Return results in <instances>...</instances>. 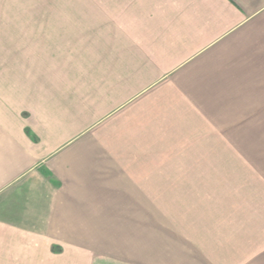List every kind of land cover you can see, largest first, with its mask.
Returning a JSON list of instances; mask_svg holds the SVG:
<instances>
[{
	"label": "crops",
	"instance_id": "1",
	"mask_svg": "<svg viewBox=\"0 0 264 264\" xmlns=\"http://www.w3.org/2000/svg\"><path fill=\"white\" fill-rule=\"evenodd\" d=\"M255 101L264 0H0V264H177L146 240L178 150Z\"/></svg>",
	"mask_w": 264,
	"mask_h": 264
},
{
	"label": "rangeland",
	"instance_id": "2",
	"mask_svg": "<svg viewBox=\"0 0 264 264\" xmlns=\"http://www.w3.org/2000/svg\"><path fill=\"white\" fill-rule=\"evenodd\" d=\"M33 2L21 0L23 11ZM253 104L242 116L248 132L208 133L196 152L178 150L199 161L192 171L199 179L169 187L178 195L167 196V212L153 214L147 251L168 252L177 264H264V101Z\"/></svg>",
	"mask_w": 264,
	"mask_h": 264
}]
</instances>
